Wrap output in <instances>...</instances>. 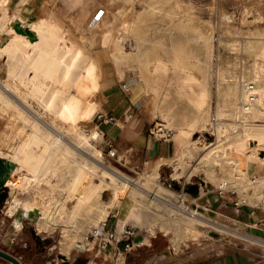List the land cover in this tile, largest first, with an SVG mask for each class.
Listing matches in <instances>:
<instances>
[{
	"label": "rangeland",
	"instance_id": "rangeland-1",
	"mask_svg": "<svg viewBox=\"0 0 264 264\" xmlns=\"http://www.w3.org/2000/svg\"><path fill=\"white\" fill-rule=\"evenodd\" d=\"M94 2L96 10H105L97 25L89 26L92 15L87 16L82 7L70 14L81 21L70 24L76 39L66 26L59 23L61 27H58L56 20H40L59 32H67V41H73L75 47H83V56L66 81H62L65 68L62 65L53 78L39 77L28 84L27 79L33 74L29 69L30 59L25 57L18 40L13 41L10 48L3 47L6 37L3 39L5 34L0 30V155L7 159L21 157L28 138L37 132L43 141L33 149L36 153L39 151L38 155L42 154V167H49L38 188L19 190L7 182L9 194L2 210L6 215L15 213L29 230L36 231L52 257L63 251L67 253L70 247L86 251L77 244L85 242L89 231L106 219L92 224L96 210L111 201L112 186L109 184H119L120 180L110 173L118 172L127 183L123 199L134 197L146 218L144 225L127 223H131L145 241L152 236L159 242L161 250L169 246L178 257L195 252L192 258L220 249L224 241H248L241 237L246 233L232 225L221 210L253 207L263 202L264 184L258 185L255 199H250V195L253 181L264 178V146L256 148L250 174L243 182L230 180L226 164L216 167L202 163V155L221 142V135L227 132L243 131L246 125H264V101L256 114L243 113L240 109L250 94L244 87L246 81L264 94V0ZM0 25H6L5 17L0 20ZM12 28L15 30L14 25ZM69 57L66 56V60ZM82 68L84 71L92 69L88 86L80 85L76 80ZM106 78V85L115 87L128 101L133 97L140 98L141 103L131 107L148 117L151 125L163 122L174 131L176 154L162 160L167 164L159 167L160 161L152 164L142 161L141 153H129L128 147L117 136L102 129L103 119L96 118L101 111L102 83ZM5 87L10 91L4 90ZM39 87L45 88L40 100L35 95ZM54 91H57V104L61 106L59 113L55 112L57 105L52 110L43 108ZM91 103L97 109L85 117L84 109ZM241 114L244 116L240 119ZM214 117L218 124L222 123L220 128L212 123ZM97 130L99 136L91 142L97 146L100 157L91 156L97 173L90 176L92 203L96 209L88 213L87 207L82 206L75 223L71 224L64 220L76 202L68 193L74 167L65 165L61 154L50 149V142L56 134L62 133L67 141L70 139L77 145V133L89 135ZM183 132L188 134L185 148L179 139ZM255 144L254 138L250 137L248 148H255ZM45 146H48L47 152H43ZM110 150L115 152L114 155ZM75 154L78 160H84L80 153ZM231 155L239 157L235 151ZM258 161L261 163L259 168ZM20 174L11 173L10 179L19 180ZM139 186L144 192L136 188ZM104 189L105 200L101 198ZM48 193L53 195L54 201L46 196ZM24 200L41 201L51 211L43 217L38 216L36 212L24 209L21 205ZM12 207L15 211L10 213ZM192 211L210 219L207 224L195 222V227L201 230L199 234L189 227L193 224L189 215ZM10 221L8 216L4 218L5 225ZM213 221L238 234L210 225Z\"/></svg>",
	"mask_w": 264,
	"mask_h": 264
},
{
	"label": "bare ground",
	"instance_id": "bare-ground-1",
	"mask_svg": "<svg viewBox=\"0 0 264 264\" xmlns=\"http://www.w3.org/2000/svg\"><path fill=\"white\" fill-rule=\"evenodd\" d=\"M7 1L8 0H4V1L0 0V20H2L3 17H5V20H6L5 26L0 25V30L3 31L5 34V35H2L3 39H4V37H6V39H4V43L2 44V46L10 48L12 46L13 41H15V40H18V42L21 43V46L24 49L25 57L30 59V68L29 69L33 73L31 75V77H29L27 79V83L28 84L34 83L39 77H41V78H53L56 75L58 69L62 65H65L64 72L62 75V81L63 80L66 81L68 78H70L73 69L78 65L79 60L83 56V51H84L83 47H81V46L75 47V44L73 41H70V42L67 41L68 37L66 35L67 34L66 31H65L66 33L59 32L56 27L50 26V25L43 23L41 21L30 22V23H27V22L23 23V21H22V25L24 27H28L34 33L35 39H30L29 35L24 34L22 32H18L16 29H15L16 30L15 31L12 28V26H13L12 24L14 22L11 24V21L13 19V15L8 14L9 12H8ZM101 9H103V8H101ZM103 11L105 13L104 9H103ZM56 22H58V21H56ZM57 25H58V27H61L59 22ZM1 39H2V37H1ZM68 55H70V57L68 60H66V56H68ZM91 70L86 69L84 71V69H83V71H81L78 74V76L76 78L78 84L83 85V86H88L89 81H91V79H92L91 78L92 76L90 73ZM258 72H259V70H258ZM246 82L247 83L244 85V87H245L246 91H248L250 94L248 96H246V99L244 102H242L240 109L242 110L243 113L256 114V112L258 110L262 109L261 105L264 101V94L260 93L257 89H254L253 83H248V81H246ZM5 84H6V82H5ZM61 85H62V83H61ZM65 85H67V84H65ZM80 85H79V87H81ZM68 88H71V87H68ZM11 89H13V87ZM4 90L10 91V89L8 87H5ZM92 90H93V88H92ZM44 93H45V88L39 87L38 89L35 90V95L37 97H39V100H40V98L42 99ZM57 102H58L57 91H54L53 94L49 97V99H47L44 102L43 108L47 109V110H52L53 106L57 105L55 112L59 113L61 106L58 105ZM41 105H43V104H41ZM96 109H97V106H95L94 104L91 103L90 105H88L84 109L83 114L85 115V117H88ZM237 111H239V110H237ZM100 113H105V112L99 111L97 113V117ZM243 116L241 114V116L239 118L241 119V117H243ZM67 118L69 119V117H67ZM212 119H213L212 123L214 125L217 124V126H219L222 124V123L221 124L217 123L216 117H214ZM63 121H64V119H63ZM46 124L47 123H45V125ZM220 127L221 126H219L218 128H220ZM243 129H244L243 131L236 130L234 132H229V133L227 132L226 134L223 133L224 136L221 135L223 137L221 142L219 141V143L217 145L215 144V146L208 149L206 151V153L202 155V163H211V164L215 165L216 167L217 166L222 167V166H224V164H226L229 168V174L231 177L230 180L232 182H235V183L236 182H243L244 180L248 179V175L250 174V170H251V165L254 163L253 160L255 158V150H257L256 148L264 146V125H261V124L246 125ZM97 131H93L89 135L77 133L76 134L77 137L75 136L77 138V145L75 144V142L70 141V139H69V141H67L65 139L66 137L64 138L62 133L56 134V138H54L51 142L49 141L50 142V149H52V151H55L57 153L59 152V154H61L60 156H62L63 162L65 163V165L68 166L70 164L74 167V171L72 172V176H71V181L69 182L70 188L68 189V193L72 196L73 200L76 199V202L74 203L72 209L70 210L68 217L64 220L65 222L67 221V222H70L71 224L75 223L76 215L78 214L79 209L82 206L87 207L88 213H91L92 211H94L96 209L95 204L92 203V192H91L92 188H91L90 176L97 173L95 165L92 164L93 161L91 160V156L95 155L97 157H100V151L96 148L97 146H95V144H93L91 142V140H97V138L99 136V132H100L99 130H97ZM15 133H16V131H15ZM17 133H19V132H17ZM11 135H13V134H11ZM18 136H20V135H18ZM24 137L25 136H23V138ZM250 137H253L254 140L256 141L255 148H250V149L248 148L247 143H248V139ZM73 139H75V138L73 137ZM218 139H219V137H218ZM23 141H25V140H23ZM42 141H43V138L41 137V135L39 133L35 132L31 137L28 138L26 145H25V148L22 151L23 152L22 156L17 157L15 159L9 158L10 160H12L15 163V167L13 169L12 174H16V173L19 174V172L21 173L19 175L20 178H18L19 180H11L10 176L7 177V182H10L11 186L18 188L19 190H21L22 188L24 189L26 187H30L31 189L38 188L41 181L43 180V178L46 177V175L48 174L49 167H46V166H44V168L42 167V164H43L42 154L38 155L39 151L37 152L38 153L37 154L33 149L37 145L40 146ZM47 147L45 146V148L44 147L42 148L43 152L44 151L47 152V150H48ZM73 151H77V152H73ZM233 151L239 153L238 158H233V156L231 155V153ZM75 153H80L84 160H78L77 154H75ZM43 156H44V154H43ZM12 157H14V156H12ZM50 161H51L50 158H48L47 162L49 163ZM258 163H259V165L257 167L259 168L261 163H260V161H258ZM204 165H206V164H204ZM66 166H65V168H67ZM61 171H63V170H61ZM111 171H112V169H111ZM106 173L109 174V172H106ZM118 174H120V173H118V172L110 173V175H112V177H114L116 179L118 178L120 180L119 184H117V183L109 184L106 180H104L102 178V180L105 183H108L110 186H112V199L109 203L105 204V206H103L102 208L99 207V209L96 210L97 216H96V219H94V221L92 222V224L97 225V223L101 219H105L108 216L110 208L119 204L118 221L120 224L123 225V224H126L127 222L131 221V222L136 223V224L144 225L146 222V218L143 217V213L139 209L140 203L135 202L134 197L129 198L127 200L123 199L122 194L127 189V183L124 180H122ZM260 178H258V179H260ZM113 181H111V182H113ZM224 181L225 180L222 181L223 186L225 184ZM253 182H254L253 193L250 195L251 196L250 199H255L256 196H258L257 195V188H258V185L264 184V178H261L260 180L253 181ZM255 183H257V184H255ZM136 188H138L144 192V189H142V187L139 186ZM46 196H48L50 200L54 201V197L51 193L50 194L48 193ZM28 200H24L23 203L21 204L25 210L34 211V212H36V214L38 216H41V217L50 213L51 209L48 205L44 207V205L40 203L41 201L39 202L36 200L35 201H28ZM262 200H264V198ZM14 211H15V208H13V207L9 209L10 213H13ZM189 215H190L191 219L193 220V224H190L191 226L189 225L190 230L193 231V233H195V234L201 233V230H199L195 227V222L207 224L210 219L208 220V218H205L204 216H202L197 211H192L191 213H189ZM216 223H218V222L213 221V223H210V225H213L214 227H217L219 229H224V230L228 231L229 233L238 234V232L233 231L229 228L227 229L224 227H220Z\"/></svg>",
	"mask_w": 264,
	"mask_h": 264
},
{
	"label": "crops",
	"instance_id": "crops-1",
	"mask_svg": "<svg viewBox=\"0 0 264 264\" xmlns=\"http://www.w3.org/2000/svg\"><path fill=\"white\" fill-rule=\"evenodd\" d=\"M7 6L8 14L13 15L11 21V23L14 22L13 24L18 22L22 24V21L30 23L40 20H56L66 26L73 37L74 33L70 24H80L81 21L78 20V17L70 14L79 7L85 9L88 13L87 16L93 15L96 11L94 0H8ZM108 78L102 83L103 92L99 105L101 111L111 114L121 121H124V117L129 113L131 117L120 126L112 121L103 120L100 124L102 129H105L110 135L117 136L120 142L128 147L129 153H141L144 156L142 161L151 162V164L160 161L159 167L162 164H167L162 160L170 159L176 154L175 141L158 140L151 136L148 133L151 125L148 117L131 107L141 103L140 98L133 97L135 100L130 98L128 101L115 87L106 85ZM97 126L99 127V125ZM179 139L185 148L188 134L183 132ZM0 158L7 159L1 155ZM105 195L104 189L101 192L103 200H105ZM205 210L212 211L206 207ZM118 213L119 207L114 206L109 209L106 217L117 238L121 236L123 229L131 224L119 225ZM221 213L228 218L232 225L246 233L241 237L248 241H224L221 243L220 249L214 252L197 254L190 258L195 253L192 252L185 257H178L171 247L166 246L161 250L162 248L158 247L159 242L152 236H150V240L145 241V237L139 231H135L134 246L130 251L124 250L123 242L114 241L105 247L92 242L88 251L70 247L67 253L63 251L56 257H52L46 249V243L37 237L36 231L29 230L23 220L17 219L15 213L6 215L1 208L0 249L14 255L24 264H264V202L253 207L236 206L231 209H222ZM6 216L11 218V221L5 225L4 218ZM0 264L12 263L0 256Z\"/></svg>",
	"mask_w": 264,
	"mask_h": 264
},
{
	"label": "built area",
	"instance_id": "built-area-1",
	"mask_svg": "<svg viewBox=\"0 0 264 264\" xmlns=\"http://www.w3.org/2000/svg\"><path fill=\"white\" fill-rule=\"evenodd\" d=\"M104 15V11L101 8H98L94 14L92 15L89 26L93 27L97 25L102 17ZM131 117V114H127L126 117H124V121H127V119ZM103 119L105 121H112L117 126L122 125L124 121H121L120 119H116L113 115L107 114V113H100L96 120ZM148 133L153 136L154 138L158 140H164V141H173L175 137L174 131L168 127L163 122H155L148 130ZM110 153L114 155V151L110 150ZM264 202V200H263ZM134 237H135V228L131 225L126 226L119 238H117L114 234L113 229L108 224V218L101 221L100 224L91 229L89 233L86 236V241L78 245L82 250H90V245L92 242L98 243L100 246L105 247L109 244H112L114 241L116 242H123L124 243V250L130 251L134 246ZM137 245H140L137 243Z\"/></svg>",
	"mask_w": 264,
	"mask_h": 264
},
{
	"label": "water",
	"instance_id": "water-1",
	"mask_svg": "<svg viewBox=\"0 0 264 264\" xmlns=\"http://www.w3.org/2000/svg\"><path fill=\"white\" fill-rule=\"evenodd\" d=\"M13 25L18 32H22L24 34L29 35L30 39H35L34 33L28 27H24L19 22ZM14 167L15 163L12 160H2L0 158V204L5 202L8 197L9 189L7 184V177L11 175V172H13ZM195 188L198 187L195 186ZM0 256L10 261L12 264H23L21 260H19L17 257L2 249H0Z\"/></svg>",
	"mask_w": 264,
	"mask_h": 264
},
{
	"label": "flooded vegetation",
	"instance_id": "flooded-vegetation-1",
	"mask_svg": "<svg viewBox=\"0 0 264 264\" xmlns=\"http://www.w3.org/2000/svg\"><path fill=\"white\" fill-rule=\"evenodd\" d=\"M3 204H4V202H3L2 204H0V210H1V208L3 207Z\"/></svg>",
	"mask_w": 264,
	"mask_h": 264
}]
</instances>
